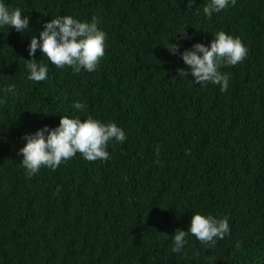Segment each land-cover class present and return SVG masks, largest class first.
<instances>
[{"label":"trees","instance_id":"16d2710c","mask_svg":"<svg viewBox=\"0 0 264 264\" xmlns=\"http://www.w3.org/2000/svg\"><path fill=\"white\" fill-rule=\"evenodd\" d=\"M209 2L0 0L28 17L23 33L0 26V264H264V0H229L210 18ZM62 15L95 17L106 34L95 71L57 68L39 48L29 56L31 38ZM218 31L247 49L218 69L224 92L177 71L188 68L184 49L210 46ZM33 58L47 79H28ZM89 115L125 133L107 160L77 153L27 174L25 134ZM193 213L227 217L229 233L213 247L189 232L173 253Z\"/></svg>","mask_w":264,"mask_h":264},{"label":"clouds","instance_id":"9594fccd","mask_svg":"<svg viewBox=\"0 0 264 264\" xmlns=\"http://www.w3.org/2000/svg\"><path fill=\"white\" fill-rule=\"evenodd\" d=\"M236 0H231L234 5ZM193 0H188L191 7ZM229 0H210L203 8L209 18L213 12H219L228 6ZM21 10L9 9L0 3V26H11L17 32L23 33L28 28V17L21 16ZM98 21L93 17L91 22H81L68 15L52 18L44 23L38 40L33 36L29 44V56L34 57L39 48L44 57L57 68L70 66L74 71L81 67L89 72L95 71L101 58L105 55L106 34L98 28ZM183 38H188L184 28L179 32ZM175 55L178 44L167 42L164 46ZM180 56L188 66L178 69L180 77H191L196 83L220 85L224 92L229 86V76L221 73V66H235L247 56V49L239 38L218 31L210 46L195 43L192 48L184 49ZM26 68L30 81L40 82L47 79L48 67L38 63L36 59L27 60ZM5 94L15 92L13 86L4 89ZM7 98L0 99V105H6ZM74 107L84 109L83 103L76 102ZM44 114V113H43ZM26 141L19 153L22 154V166L29 176L35 174L42 166L53 171L64 161L80 153L88 161L107 160L109 153L106 150L108 142L115 139L123 142L126 139L124 131L114 123H102L90 115L81 119L60 116L58 126L49 128L44 125L34 133L23 136ZM194 235L200 242L215 246L216 239H223L229 233L227 217L217 219L211 215L205 216L193 213L187 231L177 228L173 235V253H179L186 244L188 233ZM167 235V234H166Z\"/></svg>","mask_w":264,"mask_h":264}]
</instances>
